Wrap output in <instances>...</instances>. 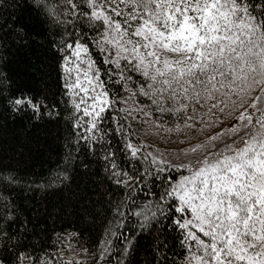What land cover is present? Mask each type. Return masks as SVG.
Segmentation results:
<instances>
[{
  "label": "snow or ice",
  "instance_id": "obj_1",
  "mask_svg": "<svg viewBox=\"0 0 264 264\" xmlns=\"http://www.w3.org/2000/svg\"><path fill=\"white\" fill-rule=\"evenodd\" d=\"M20 54L24 77L11 71ZM109 83L127 97L112 98ZM128 100L138 105L133 119L158 131L212 134L180 141L174 156L143 155L146 145L127 140L135 172L122 169L102 124ZM9 131L21 154L49 141L65 151L27 190L0 157V264H57L48 221L71 216L102 221L95 250L82 249L91 264H169L174 230L183 264H264V0H0V143ZM80 235L56 239L72 247ZM107 237L119 240L115 254Z\"/></svg>",
  "mask_w": 264,
  "mask_h": 264
},
{
  "label": "trees",
  "instance_id": "obj_2",
  "mask_svg": "<svg viewBox=\"0 0 264 264\" xmlns=\"http://www.w3.org/2000/svg\"><path fill=\"white\" fill-rule=\"evenodd\" d=\"M13 9L11 7L7 8L6 14H11ZM93 58L98 61L101 68L106 66L102 63V58L99 52L93 49ZM29 64L27 62V57L24 54H20L16 62L11 66V71L14 74H17L21 77H24L28 72ZM119 85L109 83L108 90L112 98L116 99L117 97L126 98L127 94L124 92H119ZM138 100L147 103L145 98L139 97ZM138 105L134 100H128L127 104L118 102L111 109L105 113V119L102 124V127L105 129H112L110 136L108 137L111 141V150L115 152V161L122 168L127 169L131 172H135V168L129 167L130 156L128 152L124 149L123 145L127 140H131L134 144H144L146 147L143 149V155H147L148 152L154 147V144L163 145L173 150H179L184 145L180 144V141L190 139L193 143L198 142L199 140L205 139L208 134H212V131L201 132L197 128L194 132L191 130H186L185 135H176L171 133H166L163 130H157L151 122L145 123L146 118L141 117L140 119H133L137 116V113L133 110ZM129 109L131 115H128L127 112L122 111L121 109ZM127 116V120L125 117ZM117 122L124 124L130 127L123 133L119 134L115 131L117 127ZM227 124L221 125L220 127H226ZM165 127H172L170 122H165ZM15 133L9 131L5 133L2 143H0V157L3 158V163L10 169H15L17 179L21 182V188L27 190L28 185L34 180L46 179L50 170H54L58 161L61 158V154L65 151L62 141H49L45 143L44 147L41 150H37L36 147L26 146L23 150V154L18 150L19 143L15 140ZM83 159L91 163L92 168H97L98 164L94 161V158L85 154L82 156ZM132 163H136L133 161ZM149 161H141L137 166H142L144 168L149 167ZM163 173L161 175H166ZM83 178L77 176L76 182L81 183ZM151 182H149V187H151ZM35 186L33 185V188ZM161 185H156L155 190L159 191ZM19 191V189H18ZM140 192L137 189L134 196H139ZM30 199L34 203L40 204V194L35 193V191L28 194ZM61 197L59 195L49 196L47 198V205L50 209L56 204ZM18 202L27 203L23 201L22 196H17ZM140 200L137 199V203ZM131 206V205H129ZM135 218L128 219L125 221V226L129 229L137 227L134 223ZM101 220H97L95 223L85 222L84 220L71 216L65 217L63 220H49L47 227V234L50 237L47 243L50 246V250L57 255L58 260L57 264H60L59 257V244L60 241L56 239V234L61 233L62 231L70 232L77 231L81 233L78 239L74 242V247L81 250L83 248H88L90 251L95 250L96 241L101 238ZM115 228V225L112 226ZM123 231V229H121ZM168 237V255L170 257L169 264H172V261L175 264H183V252L184 248L180 243L181 233L179 230L169 231L167 234ZM105 239H111L113 241L112 245H109L113 254H115L116 248L121 247L119 240L116 237H107ZM83 253V252H82ZM85 257V264H91L90 259L83 253ZM151 257H145L141 255L140 259H150ZM65 261V260H63Z\"/></svg>",
  "mask_w": 264,
  "mask_h": 264
},
{
  "label": "rangeland",
  "instance_id": "obj_3",
  "mask_svg": "<svg viewBox=\"0 0 264 264\" xmlns=\"http://www.w3.org/2000/svg\"><path fill=\"white\" fill-rule=\"evenodd\" d=\"M227 127V126H226ZM225 127V128H226ZM179 150H173L172 148L165 147L163 145L154 144L151 152L154 154H163L165 156H169L170 154L174 156ZM59 255H62L63 260L67 261L69 259H76L85 262V257L81 250L74 247H67L65 244H59Z\"/></svg>",
  "mask_w": 264,
  "mask_h": 264
}]
</instances>
